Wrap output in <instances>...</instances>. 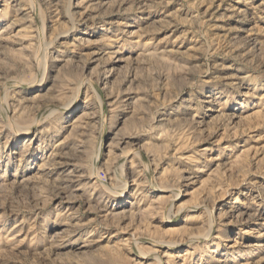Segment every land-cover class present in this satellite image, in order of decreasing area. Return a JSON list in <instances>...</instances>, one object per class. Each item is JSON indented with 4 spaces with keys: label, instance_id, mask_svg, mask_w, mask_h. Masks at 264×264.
<instances>
[{
    "label": "rangeland",
    "instance_id": "rangeland-1",
    "mask_svg": "<svg viewBox=\"0 0 264 264\" xmlns=\"http://www.w3.org/2000/svg\"><path fill=\"white\" fill-rule=\"evenodd\" d=\"M0 264H264V0H0Z\"/></svg>",
    "mask_w": 264,
    "mask_h": 264
},
{
    "label": "bare ground",
    "instance_id": "bare-ground-1",
    "mask_svg": "<svg viewBox=\"0 0 264 264\" xmlns=\"http://www.w3.org/2000/svg\"><path fill=\"white\" fill-rule=\"evenodd\" d=\"M210 98V97H209Z\"/></svg>",
    "mask_w": 264,
    "mask_h": 264
}]
</instances>
